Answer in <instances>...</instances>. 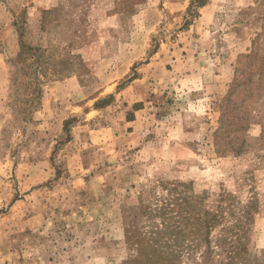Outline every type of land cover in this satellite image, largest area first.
<instances>
[{"label": "rangeland", "instance_id": "obj_1", "mask_svg": "<svg viewBox=\"0 0 264 264\" xmlns=\"http://www.w3.org/2000/svg\"><path fill=\"white\" fill-rule=\"evenodd\" d=\"M196 1L0 0V264H124L178 185L257 200L264 264V0Z\"/></svg>", "mask_w": 264, "mask_h": 264}, {"label": "trees", "instance_id": "obj_2", "mask_svg": "<svg viewBox=\"0 0 264 264\" xmlns=\"http://www.w3.org/2000/svg\"><path fill=\"white\" fill-rule=\"evenodd\" d=\"M196 3L201 8L207 5L208 0H197ZM21 47L20 58L25 62L24 53L33 49L24 44ZM262 82V78L254 79L252 75L247 83L237 79L227 99L229 108L223 112L220 132L239 135L247 130L252 121L250 111L245 108L246 105L233 103L232 96L243 86L245 97L241 103H246L251 92H259ZM228 110L240 113L232 117L228 115ZM230 147L235 154L241 153V148ZM178 186L170 190L169 198L163 202L165 204L156 209V217L162 221L161 228L157 227L148 237H142L137 255L124 264H183L186 258L193 260L192 264H251L249 232L254 214L258 211L257 200L253 198L241 206V201L227 193L218 210L209 212L198 208L193 197L178 192ZM218 228L219 233L214 235V230Z\"/></svg>", "mask_w": 264, "mask_h": 264}]
</instances>
